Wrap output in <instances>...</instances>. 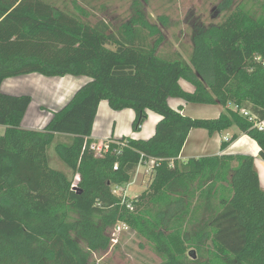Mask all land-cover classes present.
Returning a JSON list of instances; mask_svg holds the SVG:
<instances>
[{
  "label": "trees",
  "instance_id": "1",
  "mask_svg": "<svg viewBox=\"0 0 264 264\" xmlns=\"http://www.w3.org/2000/svg\"><path fill=\"white\" fill-rule=\"evenodd\" d=\"M52 1L0 0V264H92L119 223L150 241L158 264H264V190L254 158L178 161L193 128L213 134L234 125L258 143L264 160V131L239 112L264 119V18L239 5L221 23L197 25L187 59L140 8L114 25L88 18L76 0L74 9ZM30 73L90 81L44 129L33 130L21 125L32 97L1 90L6 78ZM171 97L237 109L192 118L173 109ZM102 100L115 110L133 108L135 130L148 110L159 113L155 134L110 141L96 155L91 134ZM57 134L71 141L55 143ZM53 145L70 173L50 164ZM149 158L158 165L148 194L117 196L113 187L128 184Z\"/></svg>",
  "mask_w": 264,
  "mask_h": 264
},
{
  "label": "crops",
  "instance_id": "2",
  "mask_svg": "<svg viewBox=\"0 0 264 264\" xmlns=\"http://www.w3.org/2000/svg\"><path fill=\"white\" fill-rule=\"evenodd\" d=\"M88 81H90V78H87V76H45L40 73H30L6 78L1 85V90L8 94L23 95V93L15 89V86H18L20 82L29 83V86H37L39 83L44 86L42 87L41 98L35 97L30 92L27 93V95L32 97V101L21 123L24 128L42 130L52 119L54 112L62 109L79 88ZM184 81L183 79L180 80L183 88L190 92L194 91L193 85L186 87L183 83ZM51 91H53L52 96L50 95ZM169 105L184 115L198 119H216L222 113L227 112L228 108L236 110V106L232 103L227 106L221 104H197L186 102L179 97L169 98ZM147 113V118L141 128L135 130L136 112L133 108L115 110L110 106L108 100H102L99 103L93 122L91 134L93 143H107L123 138L149 139L155 134L157 123L162 116L153 110H148ZM5 130L6 127L0 125V135L5 133ZM70 137L67 134H57L55 143L59 141L70 142ZM223 141H229L224 149L222 148ZM259 153L260 147L258 143L242 132L237 125L213 134L209 133L205 128H193L188 135L178 161L182 162L190 158L205 156L230 155L237 157L239 155H250L254 158V168L259 175L261 189L264 190V160ZM238 164L239 162L236 159L232 162L234 167ZM142 167L144 170L141 172ZM146 168L147 166L145 165L138 167L134 175L136 181H138L140 174L151 176L146 172Z\"/></svg>",
  "mask_w": 264,
  "mask_h": 264
},
{
  "label": "rangeland",
  "instance_id": "3",
  "mask_svg": "<svg viewBox=\"0 0 264 264\" xmlns=\"http://www.w3.org/2000/svg\"><path fill=\"white\" fill-rule=\"evenodd\" d=\"M53 1L60 8H63L67 1L70 7L74 9V0ZM76 1L86 10L88 18L93 21L106 18L112 21L114 25L128 22L133 15L137 14V8L142 9L150 23L155 26V32L165 35L174 48L180 50L187 59L192 49L191 37L197 25L208 26L221 23L231 12L237 10L239 5L245 6L256 18H264V0H150L149 2L138 0L136 8L134 6L136 0ZM102 6L104 7L102 8ZM183 83L186 87L191 86L185 81ZM42 87L44 86L40 83L37 86H29V83L20 82L18 86H15V89L20 93L27 94L30 92L35 97L41 98ZM50 95H53V91L50 92ZM108 143L110 144V142ZM49 156L50 164L53 167L70 173L60 160L54 145L49 149ZM143 170L142 167L141 172ZM153 177L154 174L150 177L140 174L138 181L132 177L128 184L121 186L123 191L115 186L113 191L122 199L126 195L130 199L141 197L144 193L148 194V188ZM109 233L111 236L110 248L106 251L94 252L91 257L92 264H158L162 261V258L154 251L150 241L132 226L128 225V228H123L121 232L112 228Z\"/></svg>",
  "mask_w": 264,
  "mask_h": 264
},
{
  "label": "built area",
  "instance_id": "4",
  "mask_svg": "<svg viewBox=\"0 0 264 264\" xmlns=\"http://www.w3.org/2000/svg\"><path fill=\"white\" fill-rule=\"evenodd\" d=\"M237 109V107H236ZM240 114L245 116L246 118H248V120L253 124L254 127L258 128L259 130H262L264 131V119H260L255 113L251 112L250 110L246 109V108H242L240 109ZM109 143H100V144H97V143H93L91 145V149L96 153V155H99V156H102L104 155L105 152L108 151L109 149ZM142 165H145L147 166L146 168V172L150 175H153L154 174V169L155 167L158 165L157 164V159L155 158H149L145 161L141 160L140 163H139V166H142ZM115 169H118V165H116L114 167ZM80 181V176L79 175H76L75 176V180H74V183H73V187H77L78 186V182ZM117 189H120L121 186H117L116 187ZM121 191H123V189L121 188L120 189ZM128 207L130 210H134V206L132 204H128ZM122 226H121V225ZM126 229L128 228V226L124 223H119L115 226V230L117 232H121L122 229Z\"/></svg>",
  "mask_w": 264,
  "mask_h": 264
}]
</instances>
